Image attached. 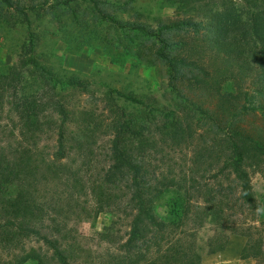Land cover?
I'll list each match as a JSON object with an SVG mask.
<instances>
[{"label": "trees", "instance_id": "trees-1", "mask_svg": "<svg viewBox=\"0 0 264 264\" xmlns=\"http://www.w3.org/2000/svg\"><path fill=\"white\" fill-rule=\"evenodd\" d=\"M58 1L67 6L79 0ZM80 1L93 6L98 3V0ZM176 1L187 16L160 23L156 32L139 23L122 22L105 15L102 18L122 31L146 36L149 43L153 38L157 47L136 46L137 59L164 66L169 87L176 97L223 134L215 148L208 152L215 162L216 178L214 188L208 192L209 197L203 196V206L195 203L189 190L175 178L157 182L154 173L148 170V152L156 147L160 149L159 144L175 142L179 138L181 126L176 122L174 112L160 116L161 124H155V118H146L154 125L149 135L140 122L143 116L133 118L131 123L122 119L113 123L108 169L103 179L91 180L87 186L82 169L77 170L60 161L70 157L73 150L82 157L92 151L88 147L95 131L83 130L77 138L70 139L66 128L69 114L57 94V85L63 83L44 68H39L34 58L26 59L23 47L19 62L0 74V115L7 103L21 124L18 145L3 148L0 153V233L6 235V245L12 250L23 251L22 242L34 238L42 242L51 255H40L30 249L24 253L22 262L75 264L74 245L68 244L71 230L55 216H60V209H52L45 200L46 188L60 183H65L74 193H92L99 205L96 214L116 212L129 221L125 240L118 237L116 224L99 236L109 245V252L99 259V264H200L195 233L209 216L215 217L219 231L221 228V231L247 237L240 260H258L262 256L261 245L254 243L249 235L238 234L241 232L231 226L226 216L236 207H253L254 196L243 165L246 162L255 167L264 164V140L233 125L232 120L245 108L230 102L229 96L221 93V86L228 80L248 82L245 101L254 105L249 111L264 114V0ZM0 3L10 7L11 0H0ZM183 33H190L191 41L180 40ZM175 37L178 40L175 41ZM27 65L39 68L42 76L50 78L45 83L48 93L41 89L29 94L24 92ZM51 81L52 85L49 84ZM69 86L81 88L83 84ZM187 92L195 94L196 98L189 97ZM199 93L215 98V108L205 107ZM118 95L136 106H145L134 96ZM52 117L59 119V123L51 122ZM166 124L173 129L165 134ZM49 133L56 144L54 160L46 159L39 151V143ZM154 134L158 136L156 141L151 137ZM68 141L71 146L67 150ZM222 173L232 176L227 185L217 180ZM39 176L43 179H38ZM194 186L191 187L196 190ZM9 188L15 189V195L10 198L4 195ZM169 188L183 190L185 195L183 204L179 197L170 200L172 219L165 222L156 215L155 202ZM46 221L50 222L48 226H45ZM190 223L192 226L189 227Z\"/></svg>", "mask_w": 264, "mask_h": 264}, {"label": "rangeland", "instance_id": "rangeland-1", "mask_svg": "<svg viewBox=\"0 0 264 264\" xmlns=\"http://www.w3.org/2000/svg\"><path fill=\"white\" fill-rule=\"evenodd\" d=\"M60 3L58 0H11L10 7L0 3V74L19 62L24 47L26 59L34 58L39 68H44L63 83L57 85V94L69 114L66 128L70 139L77 138L83 130L95 131L94 141L88 147L92 151L87 156L82 157L73 150L69 152L70 157L60 163L82 169L88 186L91 180L103 179L108 169L113 123L118 119L131 123L133 118L143 116L140 122L149 135L154 125L146 118H155L153 122L161 124L160 116L174 112L176 122L181 126L179 138L175 142L159 144L160 149L156 147L148 152V170L154 173L153 178L157 182L175 178L189 190V196L195 198V203L203 206V196L206 194L209 197L208 192L214 188L216 181L215 162L208 152L215 148V143L223 138V134L194 108L186 106L183 100L176 97L169 87L164 66L137 59L136 46L157 47L153 38L149 43L146 36L122 31L102 18L105 15L122 22L139 23L156 32L160 23L187 16L180 9V4L176 0H98L96 6L80 0L67 6ZM176 40L178 38L175 37ZM180 40L191 41V34L183 33ZM39 68L27 65L25 93L38 89L48 93L45 83L50 78L42 76ZM76 83H82L83 87L69 86ZM248 84L228 80L221 86V93L228 95L230 102L234 101L238 108H245L232 120L233 125L264 140V114L261 111L250 112L254 105L245 101L244 91ZM118 93L134 96L145 106L127 102ZM187 94L196 98L191 92ZM199 96L205 107L210 105V109L215 108V98L200 93ZM58 120L51 118V122L59 123ZM166 127L165 134L173 129L170 124ZM47 128L45 125L44 129ZM52 128L51 125V132ZM151 137L155 141L158 139L155 134ZM19 139L21 124L5 103L0 115V153L3 148L16 147ZM66 146L68 150L71 141ZM39 151L48 160L56 159V144L51 133L43 137ZM243 168L249 176L254 205L242 209L236 207L226 217L231 226L241 232L238 234L249 235L254 243L261 245L262 256L258 260L253 259L252 264H264V164L255 167L246 162ZM231 179L232 176L227 173L217 178L225 185ZM192 184L196 190L191 187ZM51 185L46 188L45 200L52 209H60V216H55L66 223L67 230H71L68 244L74 245V263L99 264V259L109 252V245L99 236L116 224L118 237L125 240L129 221L116 212L96 214L99 209L97 199L88 191L74 193L65 183ZM198 189L207 191L199 194L196 192ZM14 190L9 188L4 195L13 197ZM184 195L183 190H164L155 202L156 215L165 222L171 221L170 200L179 197L183 204ZM49 224L45 222V226ZM220 231L214 216L205 219L203 226L197 229L193 240L200 264H246L240 260V253L247 244V237ZM4 238L6 235L0 233V264H36L35 261H21L30 249L40 255H51V251L34 238L22 242L23 251L10 249Z\"/></svg>", "mask_w": 264, "mask_h": 264}, {"label": "crops", "instance_id": "crops-1", "mask_svg": "<svg viewBox=\"0 0 264 264\" xmlns=\"http://www.w3.org/2000/svg\"><path fill=\"white\" fill-rule=\"evenodd\" d=\"M252 260L253 259H247V260H243L246 264H252L253 262H252Z\"/></svg>", "mask_w": 264, "mask_h": 264}]
</instances>
